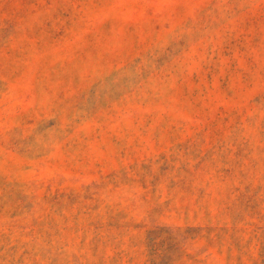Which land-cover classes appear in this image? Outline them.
<instances>
[{
  "label": "rangeland",
  "instance_id": "obj_1",
  "mask_svg": "<svg viewBox=\"0 0 264 264\" xmlns=\"http://www.w3.org/2000/svg\"><path fill=\"white\" fill-rule=\"evenodd\" d=\"M0 264H264V0H0Z\"/></svg>",
  "mask_w": 264,
  "mask_h": 264
}]
</instances>
